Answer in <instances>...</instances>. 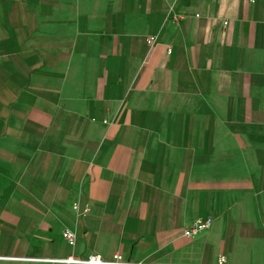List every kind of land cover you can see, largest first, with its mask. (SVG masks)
Returning a JSON list of instances; mask_svg holds the SVG:
<instances>
[{"label": "crops", "instance_id": "obj_1", "mask_svg": "<svg viewBox=\"0 0 264 264\" xmlns=\"http://www.w3.org/2000/svg\"><path fill=\"white\" fill-rule=\"evenodd\" d=\"M116 252L264 264V0H0V264Z\"/></svg>", "mask_w": 264, "mask_h": 264}, {"label": "built area", "instance_id": "obj_2", "mask_svg": "<svg viewBox=\"0 0 264 264\" xmlns=\"http://www.w3.org/2000/svg\"><path fill=\"white\" fill-rule=\"evenodd\" d=\"M151 39V38H150ZM153 42L154 40L151 39ZM77 208V207H76ZM90 212V209L88 206L84 207V210L80 213L83 217L88 215ZM211 224V220H203V219H195L191 222L190 225L186 226L182 230V235L185 237H196L198 234L206 230ZM64 239L68 242V244L73 245L75 243V237L72 230H65L64 231ZM123 255L116 252V254L113 256L111 260H106L102 257V255L97 254H87L86 258H76L72 255L70 257L63 259L62 261L65 264L70 263H83V264H125L123 261ZM225 258H220L218 260V264H224Z\"/></svg>", "mask_w": 264, "mask_h": 264}]
</instances>
